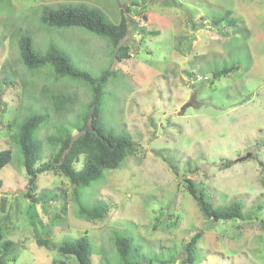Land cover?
Wrapping results in <instances>:
<instances>
[{"label": "rangeland", "instance_id": "374dc122", "mask_svg": "<svg viewBox=\"0 0 264 264\" xmlns=\"http://www.w3.org/2000/svg\"><path fill=\"white\" fill-rule=\"evenodd\" d=\"M75 4L97 8L114 24L126 18L120 45L128 58L115 59L107 39L82 28L41 21L45 8ZM215 19L222 22L215 26ZM24 36L34 51L53 47L96 80L108 73L100 88L102 128L128 136L135 149L118 169L80 190L86 208L106 207L101 219L76 217L72 185L61 174L38 177L36 194L57 199L36 207L35 232L29 201L18 198L26 178L20 149L10 142L16 125L31 111L44 115L35 138L46 162L47 138L60 137V128L76 137L92 94L81 81L55 78L50 65L27 70L18 50ZM52 95L66 98L59 112ZM263 144L264 0H0V150L12 152L0 171L4 216L18 198L16 219L2 224L14 247L2 264H77L57 247L82 236L92 247L90 264H119L112 242L119 237L129 240L133 263L181 264V245L197 232L194 264H264ZM226 160L234 164L225 168ZM183 178L211 208L236 203L244 218L205 219Z\"/></svg>", "mask_w": 264, "mask_h": 264}, {"label": "trees", "instance_id": "16d2710c", "mask_svg": "<svg viewBox=\"0 0 264 264\" xmlns=\"http://www.w3.org/2000/svg\"><path fill=\"white\" fill-rule=\"evenodd\" d=\"M41 21L52 27L70 28L79 27L99 37L105 38L115 50V59L121 60L128 58V49L121 46L128 31V22L124 16L117 23L109 22L104 14L95 7L84 4L62 5L57 9H44ZM222 22V19L213 20L216 26ZM228 25L229 21H228ZM18 50L20 61L27 70H34L41 66L50 65L53 68L55 78L68 77L72 80H78L86 84L91 90V100L89 102L88 114L83 117L82 127H76L78 135L73 137L66 128H60L59 132L63 137H49L47 142L52 150L50 158L46 162H41L40 145L35 138L38 129L45 123L44 115L36 111H31L25 116L19 125H16V132L10 137V142H15L20 149L23 157V168L26 178L25 185L19 190L20 197L29 201L30 221L33 231H36L35 223L39 220L36 207H45L52 201H56V195H50L48 192L36 194L37 180L42 174H61L72 185V198L75 206V215L78 219L87 221L101 219L106 212L103 204H97L91 208H86L80 201L81 188H89L92 183L99 182L103 178L104 171L118 169L122 161L134 151V143L126 135H114L106 132L102 128L100 121V95L101 87L108 73L102 75L98 80L92 78L86 72L75 69L67 57L59 50L51 47L44 54L34 51L31 39L24 36L18 40ZM235 67L221 69L212 75L213 79L228 75ZM63 96L52 95L50 101L56 112L65 107ZM264 145V144H263ZM83 158L82 167L79 170L74 168L75 163ZM12 160L10 148L0 150V171L3 170ZM41 162V163H40ZM232 160H226L224 167L232 166ZM262 166L261 163H259ZM183 187L196 202L200 213L205 219H215V221L230 222L243 219L242 208L236 203H232L224 208H211L205 201L203 194L197 191L195 185L188 178L182 179ZM18 198H13L14 200ZM12 211L6 216L0 204V264L6 260V256L14 251L13 242L5 239L3 235L4 221L12 223L16 219ZM62 211L64 212L63 208ZM28 214V212H27ZM19 216V215H18ZM11 218L10 222L9 219ZM3 229V230H2ZM202 233L197 232L191 236L183 245L184 259L181 264H194L196 262V246ZM39 246L46 247V242L37 239ZM113 247L119 257V264H142L133 263L131 257H134V250L130 249V242L124 237L113 238ZM58 253L71 256L77 264H90V255L92 247L86 236L76 240L65 241L57 247ZM147 264V263H145ZM163 264V262H161ZM172 264V263H170Z\"/></svg>", "mask_w": 264, "mask_h": 264}, {"label": "clouds", "instance_id": "9594fccd", "mask_svg": "<svg viewBox=\"0 0 264 264\" xmlns=\"http://www.w3.org/2000/svg\"><path fill=\"white\" fill-rule=\"evenodd\" d=\"M213 220H215V219L213 218Z\"/></svg>", "mask_w": 264, "mask_h": 264}]
</instances>
